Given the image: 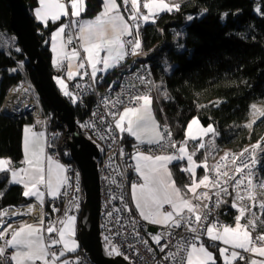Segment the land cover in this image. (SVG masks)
Here are the masks:
<instances>
[{
    "label": "trees",
    "instance_id": "trees-1",
    "mask_svg": "<svg viewBox=\"0 0 264 264\" xmlns=\"http://www.w3.org/2000/svg\"><path fill=\"white\" fill-rule=\"evenodd\" d=\"M24 1L29 11L37 7V0ZM175 4L180 5L178 11L163 12L155 18V23L140 26L138 57L126 55L124 64L105 75L100 86L129 69L144 65L152 98L156 88L164 94L159 102L153 99L155 117L171 133L176 146L185 140L187 124L193 118L204 126H213L215 144L220 149L239 151L246 144L257 142L264 134V115L252 122L251 127L246 123L251 117L252 105L264 104V0H177ZM102 5L103 0H84L80 18L96 17ZM189 16L193 19L189 20ZM9 18V7L5 0H0V107L8 89L25 79L42 111L39 123L29 117L11 119L0 112V159L10 160L9 168L14 169L22 162L25 125L41 129L48 137L60 125L38 90L36 72L10 31ZM31 20L40 54L52 76L50 35L64 20L47 25L32 16ZM73 111L76 121H80L89 115L90 101ZM123 142L132 148L133 141L124 134ZM191 144L196 146V140ZM203 154L204 147L199 148L195 155L198 162L204 159ZM261 160L264 162V155ZM180 167V163L173 165L175 176L180 184L187 183L188 176ZM9 173L0 172V209L32 202L23 196L20 185L10 184ZM261 174L264 180V167ZM234 217L232 212L224 216L228 223ZM206 246L213 252L216 264H222L217 245ZM76 252L83 253L80 247ZM232 264L249 262L236 259Z\"/></svg>",
    "mask_w": 264,
    "mask_h": 264
},
{
    "label": "snow or ice",
    "instance_id": "snow-or-ice-1",
    "mask_svg": "<svg viewBox=\"0 0 264 264\" xmlns=\"http://www.w3.org/2000/svg\"><path fill=\"white\" fill-rule=\"evenodd\" d=\"M125 9H129L128 18L121 12V5L117 0H103V11L98 14L93 21H88L78 25L77 39L81 41L83 52L85 56L83 61L77 64L78 68H84L85 63L92 69L91 76L96 78L97 71H106L111 67H117L118 62L123 60L126 55L129 54L125 49V44L130 45V54L135 56L139 54L141 49V41L139 39L140 21L147 23L151 21L155 23V18L160 12L172 11L173 9L179 10L180 5L169 4L166 0H122ZM40 7L36 9L35 16L37 20L47 25L49 19L53 22L58 20L61 16L69 15V7L71 8V16L78 17L80 15L84 0H67V3L62 0H39ZM143 9V11H142ZM189 20L193 17L189 16ZM132 21L129 23L128 21ZM65 32V26H61L57 32L52 36L53 44L52 50L57 53V56H64L69 61L77 60L81 61L80 53L76 49H72L70 53L65 52L63 45L61 44L59 50L57 48L56 41L62 38V34ZM135 33V35H134ZM133 37L131 40L125 41L123 37ZM71 43V39H69ZM19 51V49H17ZM101 53H106L101 55ZM56 63V61H54ZM102 64V69H98V65ZM72 65L69 64V69ZM74 76V72L68 71V78L71 79ZM57 83L61 86V90L65 96H69L75 102V97L67 90L66 85L62 80L57 78ZM142 102L139 106L126 107L123 112L119 114L118 119L115 121V127L119 129L121 133L127 132L129 135L135 137L140 143L148 144H160L164 139V134L160 132L159 125L156 123L151 113V98L148 95L134 96L132 102ZM255 108V106H253ZM264 115V113H261ZM193 126L197 127L200 134L207 135L209 132H213L214 129L209 126L207 129L201 128L197 119H193L187 128V135L189 138L197 139V134L193 132ZM251 127V125H248ZM43 133H33L31 127L24 129L23 139V152L24 160L22 163L26 167L18 170H12L9 168L11 161L8 159H0V172L11 171V179L13 183L22 184L25 188L23 195L26 197L34 196L41 204L45 196V192L40 190V185H43L47 189V194L52 197H57L60 194L61 187L66 183L67 177L63 175L65 168L52 160L51 157H47V165L45 166V155L43 147ZM171 136V133H168ZM172 147H176L173 143ZM197 147L203 148L204 144L200 143ZM261 148L258 143L253 145V151L251 154V164L256 163L255 149ZM249 149H245L244 152H248ZM179 156L176 155H157L155 157L145 155L141 152H137L134 156L136 160L135 171L140 175L143 183L132 185V199L135 202V207L139 211L140 217L148 221L151 224L171 226L179 228L181 221L185 220V210L190 216L185 221L186 223L192 222L194 216L195 222L199 223L204 217L197 211L198 206L192 203L191 199H185V193L181 189L176 187L175 181L172 179V174L168 169V164L173 160L187 159L188 166L182 171L188 172L192 176V183L185 185L188 192L197 199L203 201L204 199H211L208 192L198 193L197 189L201 186L205 188H219L221 191L227 193V188L222 187L221 177H228L227 171L221 172V165L218 163L214 166L216 173V179L212 180L208 175H204L198 181L196 177V168L204 167L208 169L207 162L197 164L193 160L195 153H188L185 146H181L178 149ZM244 152L239 155L242 157ZM228 159L226 154L221 158L222 161ZM239 157H234L232 163L235 165L236 160ZM249 169V174L244 178L247 180V184L244 185V180H237L235 188L239 189L242 185L245 188V194L241 195L237 191V200L244 201L245 199L255 202L256 201V188L264 190V183L259 185L255 184L251 175V167L245 163L242 166L235 167L236 173H243L244 169ZM233 179L234 177H229ZM227 183V181H224ZM218 195V193H217ZM169 205L171 210L165 211L164 205ZM260 208L264 209V201L259 203ZM205 207H207L205 205ZM232 207L237 208L239 215L236 217L235 227L224 226L223 230L217 229L215 224H211L206 228V234L209 239L213 241H220L224 245H228L231 248H239L244 252H251L260 257H264V234H260L253 238L249 226L252 229L256 228V222L254 219H249L247 224L242 225L240 220L245 217L248 208L242 204L233 203ZM58 211V209H53ZM111 215V213H109ZM255 215V214H253ZM43 221H41V224ZM59 223L62 227L57 228L55 225L50 224L46 231L51 237L47 242L45 241L42 232L45 231L42 227L35 225H24L15 230L10 239L6 240L8 247L15 249V252L11 255L10 259L13 264H36L37 261L41 264H55V261L59 260L64 255V251L59 253L51 251L56 245L62 244L63 249L68 251H74L77 247L76 242L72 239L75 235V217L67 216L66 220H60ZM10 227V226H9ZM195 231V229H189ZM56 233L58 239L52 237V234ZM6 233L0 232V239H5ZM161 237L159 235L153 236V240L159 244ZM259 242V243H257ZM146 243V242H145ZM163 251V248H161ZM220 256L224 258V264H232L238 257L244 259L243 256H239L236 251H232L228 255V248L219 249ZM5 248L0 247V256H4ZM120 255L117 248L113 247L109 253ZM127 259V257H125ZM186 264H216L212 253H210L201 244L197 247L196 244L191 245V250L187 252ZM249 264H264L262 260H251Z\"/></svg>",
    "mask_w": 264,
    "mask_h": 264
},
{
    "label": "built area",
    "instance_id": "built-area-1",
    "mask_svg": "<svg viewBox=\"0 0 264 264\" xmlns=\"http://www.w3.org/2000/svg\"><path fill=\"white\" fill-rule=\"evenodd\" d=\"M62 1L67 3V0ZM123 8H125L124 5ZM129 9H123L127 17ZM70 25L72 39L71 43H69V48L72 46L79 48L78 33L75 31L71 20ZM131 39L132 37H127L126 41ZM126 51L129 52L127 55L129 57L130 45L128 44ZM57 70L60 75L64 74L63 65L59 66ZM82 72L84 74L82 77L72 80L68 85V91L72 94V97H75V102L69 96H66L65 100L72 108L82 107L87 100L90 101V113L80 121H76V131L81 137L91 141L98 150V156L95 161L99 179L100 233L108 256H113V254L110 255L109 253L115 247L120 252V256L130 264H186L187 252L190 251L192 244H196L197 247L201 244L205 246L206 244L219 245L217 241H208L206 239V228L211 224H215L218 230H223L224 226H231V223H228L224 216L231 212L234 213L235 217L239 215L237 208L232 207L233 203L242 204L248 208L245 217L240 221L244 225L247 224L249 219H254L257 225L256 228L252 229L249 226L248 230L251 231L253 238L260 235L259 224L263 222L264 209L259 206L261 202L258 198L259 187L256 188L257 196L255 202L247 199L241 202L236 198L237 191L241 195L245 194L243 185L239 189L235 188L236 181L243 179L244 185H246L247 180L244 178L249 174V169L245 168L243 173H236L235 167L242 166L245 163L249 164L253 182L257 185L262 183L259 158L255 156L256 163L251 164L253 147L248 145H245L239 151L227 150L213 162L209 177L212 180L217 178L213 169L218 163L226 165V167H221L220 171H227L229 176L221 177L220 179L222 187L227 188L228 191L225 193L219 188L202 189L201 193L204 191L208 192L211 197L210 200L204 199L201 201L193 197V204L199 207L198 212L204 217L199 223L195 222L194 216L191 223H186L185 221L190 216L187 213L184 214L185 220L181 221L179 228H175L170 224L167 227L159 226L153 230L145 220L137 215L132 206L130 185L137 180V177L133 174V154L137 152L148 155L175 154L176 148L171 146L173 141L171 136H168L169 132L164 125H160L161 133L165 137L160 144L135 143L132 144V148L127 147L123 142V134L115 127V121L120 109L139 105L140 101L133 103L132 97L141 95L152 96L153 91L146 66L139 65L129 69L102 86H100V83L104 79L103 75H96V78L93 79L86 65L82 68ZM57 78L61 77L55 76V80ZM11 88H18L19 90L23 88L29 91L23 81H18ZM7 96L5 95L0 107L2 114L11 119L14 116L16 118L33 117L34 115H37V117L41 116L40 107L36 103L35 108L25 104L20 105L21 110L16 114L13 110L15 107L6 105L5 99ZM58 125L60 126L54 130L51 136L48 137L46 135V152L54 161L63 165L65 168L64 176L67 177V181L61 187L60 194L52 199L49 207H43L39 203L32 201L26 205L18 207L7 206L0 209V232L6 233L5 239H0V247L5 248L4 256H0V264H13L10 259L12 251L7 246L6 240L10 239L11 234L17 229L16 221L21 220L45 229L42 235L47 242L51 237L46 232V227L53 224L60 228L62 227L59 223L60 220H66L69 215L78 218L82 212L84 199L82 174L79 167L71 160L68 146L70 136L66 133V126L59 121ZM245 149H249V151L244 152ZM241 152H244L242 157L239 155ZM226 154L228 159L222 161L221 158ZM234 157H239L235 165L232 163ZM229 177L234 178L230 179ZM224 181H227V183H224ZM28 206L32 207L33 211H28ZM11 208L21 212H19L18 216L2 215ZM54 208L58 209V211H54ZM41 221H43L42 224ZM190 228L195 229V231H190ZM156 235L161 237L159 244L153 240V236ZM52 237L57 238V234L53 233ZM161 248H163V251H161ZM51 251L58 252L59 245L51 249ZM232 251H236L239 256L243 257L251 253L244 252L242 249L230 248L227 254L230 255ZM36 264H41V262L38 261ZM66 264L94 263L84 253L75 252L67 259Z\"/></svg>",
    "mask_w": 264,
    "mask_h": 264
},
{
    "label": "water",
    "instance_id": "water-1",
    "mask_svg": "<svg viewBox=\"0 0 264 264\" xmlns=\"http://www.w3.org/2000/svg\"><path fill=\"white\" fill-rule=\"evenodd\" d=\"M5 1L10 10L9 29L16 36L23 54L36 72L38 90L56 114L58 121L66 126V133L71 139L68 141L71 160L82 174L84 199L78 218L79 247L94 264H130L120 255L108 256L101 242L99 179L95 161L98 150L91 141L81 137L76 131L73 108L58 91L48 65L40 54L39 40L25 1Z\"/></svg>",
    "mask_w": 264,
    "mask_h": 264
},
{
    "label": "crops",
    "instance_id": "crops-1",
    "mask_svg": "<svg viewBox=\"0 0 264 264\" xmlns=\"http://www.w3.org/2000/svg\"><path fill=\"white\" fill-rule=\"evenodd\" d=\"M117 2L121 5V3H122V0H117ZM40 7V4H39V0H37V7L36 8H34L33 10H31L30 11V14H31V16L36 20V21H38L39 23H41V24H44L43 22H41V21H39V20H37V18H36V16H35V11H36V9L37 8H39ZM102 8H103V5H102ZM123 9L121 8V11H122ZM68 11H69V15L68 16H61L58 20H56V21H54V22H58V21H61V20H64L60 25H58L54 30H53V32L51 33V35H50V42H49V48H50V52H51V66L53 67V69H57L59 66H60V64H65V66H66V73H65V76L63 77V78H59L60 80H62L63 82H64V84L66 85V87H67V90H68V85L70 84V82L72 81V80H74V79H76V78H80V77H82L84 74H83V72H82V68H78L77 67V64L79 63V62H82L83 61V57L85 56V53L83 52V48H82V44H81V41L79 40V42H80V49H77V48H72V49H76V50H78L79 51V53H80V57H81V61H77V60H72V61H69L66 57H64V56H57V53L56 52H53V50H52V44H53V40H52V36H53V34L55 33V32H57L58 30H59V28L61 27V26H65V32L62 34V38H60V39H58L57 41H56V44H57V48H58V50H59V48H60V46H61V44L63 45V48H64V51L65 52H68V53H70L71 52V50L72 49H70L69 50V39H72V30H71V26H70V20H71V22H72V25L75 27V31H77V33H78V20H79V18H80V15H81V13H82V11H83V6H82V9H81V12H80V15L78 16V17H73V16H71V8L69 7V9H68ZM103 11V9L101 10V12ZM100 12V13H101ZM99 13V14H100ZM125 13V12H124ZM123 13V15L125 16V14ZM161 13V12H160ZM159 15V14H158ZM96 18V17H95ZM95 18L93 19V20H95ZM125 19H126V16H125ZM85 20V19H84ZM93 20H87V21H82V23H85V22H88V21H93ZM51 19H49L48 20V22L47 23H54ZM143 24H146V23H143ZM143 24H140V25H143ZM45 25V24H44ZM126 37H128V36H125V37H123V39L125 40L126 39ZM126 47H127V44H125V49H126ZM138 51H140V50H138ZM106 53H101V55L103 56V55H105ZM134 58H136V57H138V55H135V56H133ZM54 61H56V63H54ZM124 62H125V58L123 59V60H121V61H119L118 62V66L117 67H119V66H122L123 64H124ZM131 62H133V61H131ZM130 62V63H131ZM69 64H71L72 65V67H71V69H69ZM85 65L89 68V71L91 72L92 71V69H91V67L89 66V65H87L86 63H85ZM98 67V69H102V64L101 65H98L97 66ZM117 67H111V68H109V69H107L106 71H97V75H103V76H105V75H107L108 73H110L111 71H113L114 69H116ZM69 70H71V71H73L74 72V76H73V78H71V79H69L68 78V71ZM55 85H57V81L55 82ZM59 89V88H58ZM61 91V90H60ZM61 94V93H60ZM155 96V95H154ZM151 98V105H150V108H151V113H152V116L154 117V119H155V121H156V123L159 125V130H160V124H159V122L157 121V119H156V117H155V114H154V111H153V107H152V105H153V99H154V97L152 98V97H150ZM155 100V99H154ZM142 102H139V105L141 104ZM138 105V106H139ZM126 107H124L121 111H120V113L121 112H123V110L125 109ZM119 113V114H120ZM119 114H118V117H119ZM118 117H117V119H118ZM26 127H31L32 128V131H33V133H37V134H39V133H43L44 135H43V147H44V155H45V166L47 165V157H49L48 155H47V152H46V138H47V136H46V133L44 132V131H41V130H37V129H35L34 128V126L33 125H30V124H28L27 126H24L23 127V132H22V152H23V139H24V129L26 128ZM160 132H161V130H160ZM122 134H124V135H126V136H128L130 139H132L133 140V143L135 144V143H140V142H138L136 139H135V137H133V136H131V135H129L127 132H123ZM210 135H212V136H208L207 137V139H206V142H205V144H204V154H203V156H204V158H207V159H205L206 161H207V165H208V169L206 170L204 167H197L196 168V177H195V179L198 181L199 179H201L204 175H208V172H209V170H210V168H211V166H212V163H213V161L216 159V157L217 156H219L222 152H220V151H222V149H220V148H218L217 146H216V144H215V138H216V132H215V130L213 131V132H211V134ZM213 137V138H212ZM190 141V142H189ZM185 143H186V148H187V151H188V153H195V155H196V153H197V151H198V149H199V147H197L199 144H200V142H198L197 143V145L195 146V145H193V144H191V140L190 139H188L187 137H185V140L184 141H182V142H179L178 143V145L175 147L176 148V153L175 154H167V153H161V154H158V155H176V156H179L180 154H179V152H178V149H179V147H181V146H185ZM189 143V144H188ZM140 144H148V143H140ZM153 144H156V143H153ZM149 145H152V144H149ZM144 154V153H143ZM136 155V153H134L133 154V160H134V167H133V174L137 177V180L135 181V182H132L131 183V185H130V196H131V202H132V206H133V208H134V210H135V212L137 213V215L140 217V215H139V211L136 209V207H135V202L133 201V199H132V185L133 184H141V183H143V181H142V179H141V177H140V175L135 171V166H136V160L134 159V156ZM145 155H148V154H145ZM195 155H193V160L194 161H196V163L197 164H203L205 161L204 160H202V161H200V162H198L197 160H196V158H195ZM150 156H153V157H155V156H157V155H150ZM206 156V157H205ZM202 156L200 155V158H201ZM2 159H6V158H2ZM24 160V152H23V158H22V161ZM53 160V159H52ZM54 161V160H53ZM54 162H56V161H54ZM56 163H58V162H56ZM178 163H180L181 164V167H180V169L182 170V169H184V168H186L187 166H188V164H187V159L185 158V159H182V160H179V159H177V160H173V161H171L169 164H168V169H169V171L171 172V174H172V179L175 181V184H176V187L177 188H179V189H181V191L183 192V193H185L186 195H185V199H191L192 200V203H193V196H192V194L191 193H189L188 192V190H187V188H185V185H190L191 183H192V176H191V174L190 173H188V172H185V174L188 176V180H187V183H182V184H180L179 183V180H178V178L175 176V172L173 171V165H175V164H178ZM60 165H62L61 163H59ZM63 166V165H62ZM23 167H26V165H24L22 162H21V165L19 166V167H17V168H14V169H12V170H18V169H20V168H23ZM9 182H10V184H18V183H13L12 182V179H11V171H10V173H9ZM63 175H64V173H63ZM18 185H20L21 187H22V190H23V192L25 191V188H24V186L22 185V184H18ZM203 189H205V187L203 188ZM40 190L41 191H43V192H45V196H44V199H43V203L41 204L34 196H29V197H26V196H24L25 198H29V199H31L32 201H35V202H37V203H39L41 206H43V207H46V203L47 202H49V204H50V202L52 201V199L53 198H55V197H52V196H49L48 194H47V189L43 186V185H40ZM205 192V191H204ZM165 207H167V209H165ZM164 210L165 211H170L171 210V208H170V206L169 205H164ZM199 210V207L197 208V211ZM184 214H187V211L185 210V212H184ZM74 217H76V216H74ZM140 218H142V217H140ZM76 220H77V217L75 218ZM143 219V218H142ZM144 220V219H143ZM146 221V220H145ZM149 225H150V227L153 229V230H155V229H157L159 226H162V225H155V224H151V223H149L148 221H146ZM240 223H241V221H240ZM242 224V223H241ZM235 225H236V220H234V222L233 223H231V226H229V227H235ZM220 230V229H219ZM220 231H222V230H220ZM206 236V239L209 241V240H211V239H209V237L207 236V234L205 235ZM72 238V237H71ZM70 238V239H71ZM58 239V238H57ZM213 241V240H212ZM218 243H219V245L217 246V249H218V253H219V249L220 248H222V247H224V248H228V249H230L231 247L230 246H228V245H224L222 242H220V241H217ZM59 245V251H61V250H63L64 251V253H65V250L66 249H63V245L62 244H58ZM58 245H56V246H58ZM210 253H212V255H213V257H214V254H213V252L207 247V246H205V245H203ZM11 249V251H12V254L15 252V250L13 249V248H10ZM78 249H79V246H78ZM77 249V250H78ZM235 249H239V248H235ZM191 250V249H190ZM59 251L57 252V253H59ZM68 254V253H67ZM219 256H220V253H219ZM214 259H215V257H214ZM220 259H221V256H220ZM262 259H264V257H260V256H258V255H255V254H253L252 253V256H250V257H248V262L249 261H251V260H262ZM222 260V259H221ZM38 262V261H37ZM13 263V262H12ZM64 264H66V261L64 262ZM222 264H224V262L222 261Z\"/></svg>",
    "mask_w": 264,
    "mask_h": 264
},
{
    "label": "rangeland",
    "instance_id": "rangeland-1",
    "mask_svg": "<svg viewBox=\"0 0 264 264\" xmlns=\"http://www.w3.org/2000/svg\"><path fill=\"white\" fill-rule=\"evenodd\" d=\"M177 0H166V2L167 3H169V4H175V2H176ZM63 2V1H62ZM129 7H130V5H129ZM121 8H123V3H121ZM103 9V8H102ZM123 9H125V8H123ZM125 10H127V9H125ZM142 11H143V9H142ZM122 12V14L125 12L124 10H122L121 11ZM163 12H166V11H163ZM163 12H161V13H159V14H162ZM125 14V13H124ZM125 16H126V19L128 18L127 17V15L125 14ZM158 16V15H157ZM95 18V17H94ZM94 18H79V20H78V23L79 24H82V21H87V20H93ZM85 19V20H84ZM129 23H132V22H130V20L128 21ZM149 22H151V21H149ZM144 22L143 21H140V24H143ZM148 23V22H147ZM78 24V25H79ZM134 35H135V33H134ZM72 48H76V47H71V48H69V50L70 49H72ZM77 49H80V47L79 48H77ZM61 65H63L64 66V74L63 75H60L59 74V72H58V70L56 69H53L54 70V72H53V75H52V79H53V81L54 82H56V80H55V75L57 76V77H61V78H63L64 76H65V73H66V66H65V64H60V66ZM25 80V79H24ZM23 80V83H25L26 84V86L28 87V89H29V91H30V93H31V97H32V99H34V101H35V103L37 104V106H39L38 105V103H37V100H36V98L34 97V95H33V91H32V89L30 88V86L28 85V83H27V80H25L24 81ZM24 86V85H23ZM56 87L57 88H59V92L61 93V95H62V97H66L64 94H63V91L61 90V86L57 83V85H56ZM11 87L8 89V91L6 92L7 94H6V96L8 95V93L11 91ZM61 90V91H60ZM155 96H154V99L157 101V102H159L160 100H161V98L163 97V92L159 89V88H156L155 89ZM152 97V96H151ZM253 106H255V108L253 107ZM40 107V106H39ZM123 109V108H122ZM122 109H120V111L122 110ZM41 110V109H40ZM120 111H119V113H120ZM42 112V111H41ZM261 113H264V104H254V105H252V113H251V117H250V119L247 121V125H251L252 124V122H254L259 116H261L262 114ZM29 117V116H28ZM29 118H31L33 121H35V123H39L40 121H38V119L40 120V118H41V116L40 117H37V115H34L33 117L32 116H30ZM193 119H197V118H193ZM193 119H191L190 121H189V123L193 120ZM198 120V119H197ZM38 121V122H37ZM42 122H43V119L41 120ZM198 122H199V125H200V127L201 128H204V129H207L209 126H211V128H213V126L211 125V124H209V125H207V126H204V125H202L201 123H200V121L198 120ZM61 123V122H60ZM189 123L187 124V127H186V130H185V136L188 138V139H190L191 141H193V139H191V138H189L188 137V135H187V128H188V125H189ZM28 125V124H27ZM27 125H25V126H27ZM31 125V124H30ZM214 129V128H213ZM41 130V129H40ZM42 131V130H41ZM193 132L194 133H196L197 134V139H195L196 140V144H197V142H200V143H203V144H205V142H206V139H207V137L208 136H212V135H210L211 134V132H209V133H207V135H203V134H200L199 132H198V130H197V127L196 126H193ZM213 138V137H212ZM71 140V139H70ZM260 144L261 145V148H259V149H255V156L256 157H258L259 158V161H260V168H263L264 167V162H262V160H261V158H262V156L264 155V134L262 135V137L257 141V142H255V143H248V144H246V145H248L249 147H253V145H256V144ZM134 144V143H133ZM70 148V147H69ZM228 149H222V151H220V152H222L219 156H217L216 157V159H218L225 151H227ZM206 157V156H205ZM205 159H207V158H204L203 160L205 161ZM215 159V160H216ZM214 160V161H215ZM213 161V162H214ZM207 162V161H206ZM212 166H213V163H212ZM211 166V167H212ZM210 170H211V168H210ZM210 170H209V172H210ZM209 172H208V176H209ZM262 175V174H261ZM261 180H262V183H264V180L262 179V176H261ZM204 187L203 186H201L199 189H197V191L199 192V193H201V191H202V189H203ZM206 190H208L209 188H205ZM206 192V191H205ZM258 198H259V200L260 201H264V190H262V189H260L259 188V192H258ZM264 216V215H263ZM76 218V217H75ZM233 220V221H232ZM231 220V223H233L234 222V220H236V217H234L233 219ZM241 223H242V221H241ZM29 223H26V222H24V221H21V220H18V221H16L15 222V225L17 226V229H19L20 227H22V226H24V225H28ZM262 225H264V219H263V222H260V224H259V233L260 234H264V228L262 229ZM35 226H38V225H35ZM78 226H79V219L77 218V220L75 219V224H74V229H75V235L71 238L72 240H74L75 242H76V245H77V247L75 248V250L74 251H68V250H65V253H64V255L63 256H61L60 258H59V260H57V261H55V264H64V262L66 261L67 262V259H69L76 251H77V249H78V246H79V242H78ZM38 227H40V226H38ZM16 229V230H17ZM46 229H47V227H46ZM47 232V231H46ZM57 238H58V236H57ZM15 250V249H14ZM68 253V254H67ZM243 254V253H242ZM65 256V257H64ZM250 256H252V253H250L249 255H245L244 256V259H248V257H250ZM221 262L223 261L224 262V258L223 257H221ZM50 264H51V258H50Z\"/></svg>",
    "mask_w": 264,
    "mask_h": 264
},
{
    "label": "bare ground",
    "instance_id": "bare-ground-1",
    "mask_svg": "<svg viewBox=\"0 0 264 264\" xmlns=\"http://www.w3.org/2000/svg\"><path fill=\"white\" fill-rule=\"evenodd\" d=\"M30 92L28 90H25L21 88V90L17 89H12L7 98L5 99V103L8 107H15L13 110L18 114V112L21 110L19 107L20 105H27L29 107L35 108V101L32 99L30 96ZM32 108V110H33ZM7 207V206H6ZM28 211H33V208L28 206ZM25 210V209H24ZM27 211V210H25ZM19 210H14L11 208L8 212L3 213L2 215H11V216H18L19 215ZM99 229H100V220H99ZM101 237V233H100ZM102 242V240H101ZM103 243V242H102ZM218 246V245H217Z\"/></svg>",
    "mask_w": 264,
    "mask_h": 264
}]
</instances>
